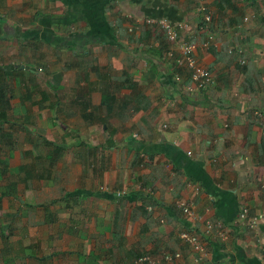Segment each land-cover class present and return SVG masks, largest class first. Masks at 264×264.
<instances>
[{"label": "crops", "instance_id": "obj_1", "mask_svg": "<svg viewBox=\"0 0 264 264\" xmlns=\"http://www.w3.org/2000/svg\"><path fill=\"white\" fill-rule=\"evenodd\" d=\"M157 19L211 36L213 85L185 91ZM263 130L264 0H0V264H191L183 230L205 264H264Z\"/></svg>", "mask_w": 264, "mask_h": 264}, {"label": "built area", "instance_id": "obj_2", "mask_svg": "<svg viewBox=\"0 0 264 264\" xmlns=\"http://www.w3.org/2000/svg\"><path fill=\"white\" fill-rule=\"evenodd\" d=\"M198 13L202 15L203 22L206 24L210 20V15L205 12V8L200 7ZM246 17L243 18V22L246 21ZM147 23H153L158 27L167 42L175 47L177 51V57L175 63L178 67L183 66L188 72L189 77V86L184 87L185 91H201L211 85H213V79L209 71L200 66L194 56V52L197 48L205 49L208 44L211 36L208 37L203 43H195L191 41H186L183 38V35L180 34L182 31V26L178 24H172L165 19L157 20H146ZM167 56L171 57L172 53L168 52ZM242 63V62H241ZM177 79V78H176ZM259 116V115H258ZM264 134V130L262 131ZM173 206L175 210L186 220H200V218L194 213L192 201H186L183 199H177L174 201ZM264 219V214H263ZM235 224L245 227L246 229L252 230L257 227L258 217L249 216L245 208H240L237 213ZM203 235L208 238H219L220 240L226 239V228L218 222H205L203 225ZM178 238L184 242L190 249L192 253L191 264H205V250L202 244V241L198 238V235L193 231L183 230L179 233ZM264 245V232L260 237ZM180 261V254L178 252L174 253H163L159 259H154L147 255H140L134 260V264H175ZM208 264H232V263H223L215 262Z\"/></svg>", "mask_w": 264, "mask_h": 264}, {"label": "trees", "instance_id": "obj_3", "mask_svg": "<svg viewBox=\"0 0 264 264\" xmlns=\"http://www.w3.org/2000/svg\"><path fill=\"white\" fill-rule=\"evenodd\" d=\"M1 196V195H0Z\"/></svg>", "mask_w": 264, "mask_h": 264}]
</instances>
